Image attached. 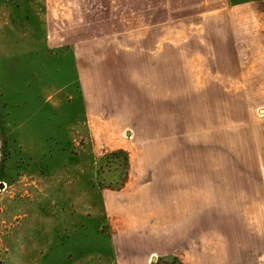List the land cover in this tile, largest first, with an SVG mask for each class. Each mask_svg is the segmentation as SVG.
Masks as SVG:
<instances>
[{
    "label": "rangeland",
    "instance_id": "obj_1",
    "mask_svg": "<svg viewBox=\"0 0 264 264\" xmlns=\"http://www.w3.org/2000/svg\"><path fill=\"white\" fill-rule=\"evenodd\" d=\"M259 1L0 0V264H264Z\"/></svg>",
    "mask_w": 264,
    "mask_h": 264
},
{
    "label": "crops",
    "instance_id": "obj_2",
    "mask_svg": "<svg viewBox=\"0 0 264 264\" xmlns=\"http://www.w3.org/2000/svg\"><path fill=\"white\" fill-rule=\"evenodd\" d=\"M262 2H264V0H261ZM254 2H260L259 0H256V1H251V0H244V3H241V4H238V5H232L231 3H230V0H224V3H225V5L227 6V7H229V8H237V7H242V6H245V5H250V4H252V3H254ZM127 34H134V33H127V32H124V33H121V35H120V39H123V37L125 36V35H127ZM137 34V33H136ZM167 38V40L169 39L168 38V36L166 37ZM77 55V54H76ZM90 120H92L91 122H90ZM88 122H89V127H90V129H95L96 130V132H101L102 131V127L100 126V125H98V124H95L94 122H93V118L91 117V118H88ZM108 132H112V131H114L116 128H114V126L113 127H111V126H108ZM131 130L132 128L131 127H128V126H126V127H124V128H122V129H120L119 131H117V132H122V130ZM133 130V129H132ZM120 150L121 151H124L126 154H127V152H126V150H124V149H122V148H120ZM185 263V262H184Z\"/></svg>",
    "mask_w": 264,
    "mask_h": 264
},
{
    "label": "trees",
    "instance_id": "obj_3",
    "mask_svg": "<svg viewBox=\"0 0 264 264\" xmlns=\"http://www.w3.org/2000/svg\"><path fill=\"white\" fill-rule=\"evenodd\" d=\"M230 3L232 5H238V4L244 3V0H230ZM114 154H116V155L122 154L121 167L122 168H124V166L126 167L127 166V162H128L127 154L124 151H120L119 153H112V155H114ZM116 165H118V164H116ZM118 168H119V165H118ZM125 175H124V178H125ZM124 178H122V180H124ZM155 264H185V263L182 262L176 256H169V257L158 258V260H157V262Z\"/></svg>",
    "mask_w": 264,
    "mask_h": 264
},
{
    "label": "water",
    "instance_id": "obj_4",
    "mask_svg": "<svg viewBox=\"0 0 264 264\" xmlns=\"http://www.w3.org/2000/svg\"><path fill=\"white\" fill-rule=\"evenodd\" d=\"M155 260H156V258H155V257H153V258H152V262H154Z\"/></svg>",
    "mask_w": 264,
    "mask_h": 264
}]
</instances>
